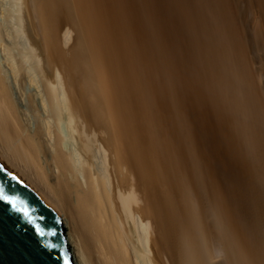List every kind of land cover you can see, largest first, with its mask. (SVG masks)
Returning <instances> with one entry per match:
<instances>
[{
	"label": "bare ground",
	"instance_id": "obj_1",
	"mask_svg": "<svg viewBox=\"0 0 264 264\" xmlns=\"http://www.w3.org/2000/svg\"><path fill=\"white\" fill-rule=\"evenodd\" d=\"M235 20L228 0H0V160L73 264H264L246 211L264 215V113Z\"/></svg>",
	"mask_w": 264,
	"mask_h": 264
},
{
	"label": "water",
	"instance_id": "obj_2",
	"mask_svg": "<svg viewBox=\"0 0 264 264\" xmlns=\"http://www.w3.org/2000/svg\"><path fill=\"white\" fill-rule=\"evenodd\" d=\"M0 264H73L59 217L1 160Z\"/></svg>",
	"mask_w": 264,
	"mask_h": 264
},
{
	"label": "rangeland",
	"instance_id": "obj_3",
	"mask_svg": "<svg viewBox=\"0 0 264 264\" xmlns=\"http://www.w3.org/2000/svg\"><path fill=\"white\" fill-rule=\"evenodd\" d=\"M7 6L10 9H15V0H6ZM235 10V25L236 34L234 39L240 42H244L245 46V62L246 72L257 90L260 91V108L264 113V32L262 30L263 16L260 10L252 8L249 0H228ZM63 134H66V130L61 125ZM225 171V169H224ZM253 200V199H252ZM254 201V200H253ZM248 217L251 222L253 233L257 237L264 235V215L259 214V208L255 204H250L246 208ZM209 225H212L215 221L207 220Z\"/></svg>",
	"mask_w": 264,
	"mask_h": 264
},
{
	"label": "snow or ice",
	"instance_id": "obj_4",
	"mask_svg": "<svg viewBox=\"0 0 264 264\" xmlns=\"http://www.w3.org/2000/svg\"><path fill=\"white\" fill-rule=\"evenodd\" d=\"M4 199H7V197H4Z\"/></svg>",
	"mask_w": 264,
	"mask_h": 264
}]
</instances>
